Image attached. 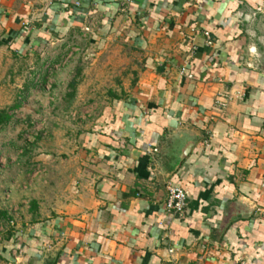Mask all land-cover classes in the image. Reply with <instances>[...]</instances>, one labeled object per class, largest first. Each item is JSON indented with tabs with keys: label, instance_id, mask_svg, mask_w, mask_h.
<instances>
[{
	"label": "crops",
	"instance_id": "0c3cea01",
	"mask_svg": "<svg viewBox=\"0 0 264 264\" xmlns=\"http://www.w3.org/2000/svg\"><path fill=\"white\" fill-rule=\"evenodd\" d=\"M1 33L21 56L80 34L103 98L0 189V264H264V0H0Z\"/></svg>",
	"mask_w": 264,
	"mask_h": 264
},
{
	"label": "rangeland",
	"instance_id": "374dc122",
	"mask_svg": "<svg viewBox=\"0 0 264 264\" xmlns=\"http://www.w3.org/2000/svg\"><path fill=\"white\" fill-rule=\"evenodd\" d=\"M23 27L33 39L36 30L34 21L25 20ZM4 35L1 33L0 39H5ZM73 41L77 52L72 56L71 43H66L60 51L50 44L36 51L27 48L23 56L14 55L0 45V111L5 110L11 117L9 124L0 126V189L3 191L11 185L22 190L27 187L30 181L28 175L36 167H43L35 161V157L51 150L60 152L57 145L74 130V120L79 119L80 110L103 98L90 97L88 91L93 84L89 85V80L85 81L83 76L89 67L88 58L95 54V49L91 52L86 49L88 53H85L84 38L80 34ZM58 55L62 57L60 64L53 63ZM63 60L66 63H62ZM60 66L63 68L59 69ZM73 79L77 85L75 93L77 91L79 95L78 110L67 109L73 100L68 96L74 93L69 87ZM54 83L56 87H53ZM0 193L4 201V193Z\"/></svg>",
	"mask_w": 264,
	"mask_h": 264
},
{
	"label": "built area",
	"instance_id": "2783aa9c",
	"mask_svg": "<svg viewBox=\"0 0 264 264\" xmlns=\"http://www.w3.org/2000/svg\"><path fill=\"white\" fill-rule=\"evenodd\" d=\"M88 31V29H86ZM204 37L209 44V35L204 33ZM219 106L224 107V103H219ZM29 142V139H28ZM45 175V170L40 167H36L31 174L28 175L31 180H40ZM187 193L179 186L168 183L165 186V202L164 210L172 215H182L186 207ZM10 226H13V221L9 222ZM236 264H246L244 260L239 259Z\"/></svg>",
	"mask_w": 264,
	"mask_h": 264
},
{
	"label": "trees",
	"instance_id": "16d2710c",
	"mask_svg": "<svg viewBox=\"0 0 264 264\" xmlns=\"http://www.w3.org/2000/svg\"><path fill=\"white\" fill-rule=\"evenodd\" d=\"M76 86L75 79L70 82L69 87L71 88L72 92H74V88ZM70 99L73 97V94L68 95ZM11 117L7 115L6 111H0V126L5 127L7 124L10 123Z\"/></svg>",
	"mask_w": 264,
	"mask_h": 264
}]
</instances>
